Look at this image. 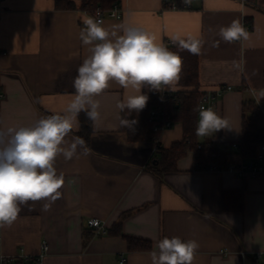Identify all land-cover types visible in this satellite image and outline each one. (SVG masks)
Instances as JSON below:
<instances>
[{"label": "crops", "instance_id": "0c3cea01", "mask_svg": "<svg viewBox=\"0 0 264 264\" xmlns=\"http://www.w3.org/2000/svg\"><path fill=\"white\" fill-rule=\"evenodd\" d=\"M171 1L179 7L165 6V0H120L122 17L106 18L103 27L116 36L123 26L138 27L165 46L171 40L200 41L199 90L231 87L209 106L230 127L197 139L234 148L242 137L243 103L254 99L252 89L264 88V0ZM89 17L95 14L59 9L56 0L0 1V129L33 126L67 107L77 69L90 55L80 39ZM234 20L247 38L225 42L219 30ZM189 89L178 84V90ZM130 94L133 89L113 81L96 97L100 118L92 121L89 154L57 158V173L65 177L60 198L21 205L17 220L0 228V254H37L46 241L43 264H152L159 240L179 237L199 243L193 264H264L253 259L264 253V175L198 170L193 151L179 159L177 170L156 175L151 163L161 148L183 139V124L163 128L158 142L130 141L117 108ZM239 190L243 209H225V192ZM45 203H50L46 211ZM129 211L122 232L150 240L151 250H130L123 236L100 234L87 225L98 217L111 229Z\"/></svg>", "mask_w": 264, "mask_h": 264}, {"label": "clouds", "instance_id": "9594fccd", "mask_svg": "<svg viewBox=\"0 0 264 264\" xmlns=\"http://www.w3.org/2000/svg\"><path fill=\"white\" fill-rule=\"evenodd\" d=\"M189 0H185L188 3ZM86 28L80 32L83 45L89 46L88 55L77 69L73 79L74 98L62 113L40 118L33 126L0 129V228L11 226L21 212V205L29 201L54 202L60 198V189L65 183L64 174L57 173L55 163L63 156L66 161L80 154L88 155L85 140L75 133L81 129L79 114L93 122L100 118V96L116 82L121 87L134 90L118 102L121 113L144 109L149 97L142 88L160 91L178 90L182 60L148 31L138 27L123 26L122 34L103 27V20L89 17ZM220 37L225 42L247 38L239 20L221 27ZM115 37V39L111 38ZM183 44V42H181ZM200 41L184 45L192 53L200 51ZM257 103L264 98V88L252 89ZM196 135L210 136L221 129L229 128V120L218 115L211 107H197ZM135 120L120 118V124L132 129ZM72 136L71 141L66 139ZM78 148L82 153H78ZM50 203L43 208L48 210ZM31 210V208H29ZM199 243L179 237H164L156 245L158 251L151 253L152 264H193Z\"/></svg>", "mask_w": 264, "mask_h": 264}, {"label": "trees", "instance_id": "16d2710c", "mask_svg": "<svg viewBox=\"0 0 264 264\" xmlns=\"http://www.w3.org/2000/svg\"><path fill=\"white\" fill-rule=\"evenodd\" d=\"M172 2L171 0L165 1V6L170 7ZM116 3L120 5V0H56V6L59 9H85L92 13H95L98 7L103 10L111 9ZM184 45L190 46L191 42L180 41L166 47L178 54L182 60L179 84L191 89L169 92L164 100L160 101L157 91L144 86L143 94L149 97L145 108L139 112L133 111L130 115H127V111L123 112L121 118L135 120L136 123L132 129L122 125L121 129L127 133L130 141L158 142L167 121L183 124V139L174 142L169 148L159 147L161 155L151 163V171L158 176L177 170V162L189 151L194 152V162L198 170H212L214 166L216 170H228L231 166L237 167L254 159L258 145L264 142V101H259V103L255 99L244 101L242 137L239 142L232 143V146L238 144V149L223 148L214 139L199 142L196 135L198 121L196 109L204 94L199 90V54L192 53ZM153 110H157L160 114L158 121L152 120L150 117ZM79 117L81 129L77 135L85 140L86 145H89L93 131L92 121L86 118L84 112H81ZM243 195V190L225 192L224 208L242 210ZM132 212L122 214L115 226L108 229L107 233L123 236L127 240L130 250H151L150 240L127 236L122 232V222Z\"/></svg>", "mask_w": 264, "mask_h": 264}, {"label": "built area", "instance_id": "2783aa9c", "mask_svg": "<svg viewBox=\"0 0 264 264\" xmlns=\"http://www.w3.org/2000/svg\"><path fill=\"white\" fill-rule=\"evenodd\" d=\"M4 1V0H0ZM168 1V0H165ZM182 6H187V4L182 3ZM171 8H178L179 4L177 2L170 3ZM88 11V10H87ZM95 18L96 19H102L103 21L106 18H121L122 17V10L118 3L115 4V6L109 10H103L100 7H98L95 10ZM177 42L174 40L170 41L171 45H175ZM231 89L230 86L228 87H221L219 89H216L214 91L204 92L200 102L199 106L202 105L205 108H208L218 96L222 95V93L227 90ZM169 94V92H164L160 96V101H163L164 98ZM4 96L3 91L0 90V98ZM152 120H157L160 118V114L157 110H153L150 115ZM172 125L171 121H167L164 125L165 127H170ZM200 147V146H199ZM233 147L235 149H238V144H234ZM216 168L215 166L212 168V170ZM228 170L233 171L237 173L239 176H258V175H264V142L260 143L258 145V150L256 157L252 160H248L244 162L240 166H231ZM87 225L91 228H93L97 233L105 234L107 233V227L105 224L101 221L98 217H91L87 221ZM49 250V246L46 241H44L41 244L40 252L37 254H29L26 253L24 250L21 251L19 254L15 255H8L5 253L0 254V264H43L44 258L47 255ZM254 262L255 263H262L264 262V253H256L254 255ZM124 261V259H123Z\"/></svg>", "mask_w": 264, "mask_h": 264}]
</instances>
